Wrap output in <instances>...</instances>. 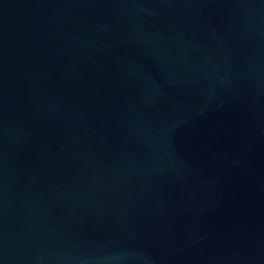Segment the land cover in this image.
Instances as JSON below:
<instances>
[{"label": "water", "instance_id": "water-1", "mask_svg": "<svg viewBox=\"0 0 264 264\" xmlns=\"http://www.w3.org/2000/svg\"><path fill=\"white\" fill-rule=\"evenodd\" d=\"M0 264H264V0H0Z\"/></svg>", "mask_w": 264, "mask_h": 264}]
</instances>
